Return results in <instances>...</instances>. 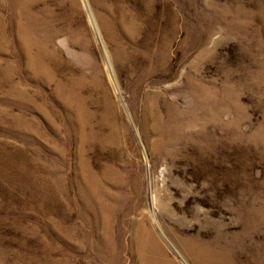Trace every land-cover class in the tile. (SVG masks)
<instances>
[{
    "label": "rangeland",
    "instance_id": "1",
    "mask_svg": "<svg viewBox=\"0 0 264 264\" xmlns=\"http://www.w3.org/2000/svg\"><path fill=\"white\" fill-rule=\"evenodd\" d=\"M0 264H264V0H0Z\"/></svg>",
    "mask_w": 264,
    "mask_h": 264
}]
</instances>
